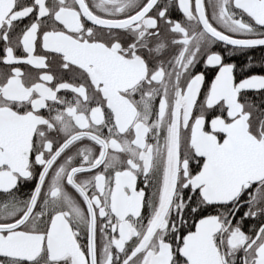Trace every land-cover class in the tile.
Returning <instances> with one entry per match:
<instances>
[{
    "label": "snow or ice",
    "instance_id": "6c2138e0",
    "mask_svg": "<svg viewBox=\"0 0 264 264\" xmlns=\"http://www.w3.org/2000/svg\"><path fill=\"white\" fill-rule=\"evenodd\" d=\"M0 264H264V0H0Z\"/></svg>",
    "mask_w": 264,
    "mask_h": 264
}]
</instances>
